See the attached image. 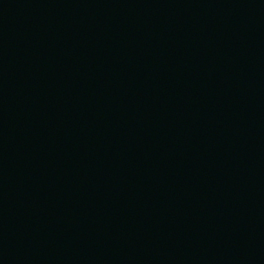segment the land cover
<instances>
[{
  "label": "water",
  "instance_id": "1",
  "mask_svg": "<svg viewBox=\"0 0 264 264\" xmlns=\"http://www.w3.org/2000/svg\"><path fill=\"white\" fill-rule=\"evenodd\" d=\"M0 264H264V0H0Z\"/></svg>",
  "mask_w": 264,
  "mask_h": 264
}]
</instances>
